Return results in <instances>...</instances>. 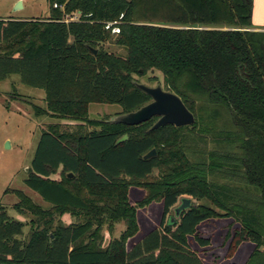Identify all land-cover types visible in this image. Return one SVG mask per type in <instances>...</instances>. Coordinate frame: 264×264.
I'll return each instance as SVG.
<instances>
[{
    "label": "trees",
    "instance_id": "16d2710c",
    "mask_svg": "<svg viewBox=\"0 0 264 264\" xmlns=\"http://www.w3.org/2000/svg\"><path fill=\"white\" fill-rule=\"evenodd\" d=\"M47 3L45 20L0 19V80L15 73L44 92L41 107L13 88L8 107L19 101L34 117L77 125L41 130L23 183L47 209L20 190H5L17 196L16 212L35 219L24 236L25 224L0 205V264H205L189 238L209 247L198 228L214 219L235 224L224 237L227 258L250 242L244 264H264V32L248 29L253 0ZM73 13L77 20H63ZM110 21H118V33L104 27ZM108 39L125 54L104 48ZM152 70L193 115L192 125L89 119L93 103L119 105L121 114L147 105L134 75ZM131 187L144 192L135 203ZM183 197L202 203L191 202L171 222ZM152 203L163 204L159 227L127 251L138 232L137 210ZM65 213L83 220L56 224ZM119 222L125 230L103 247L101 229L111 233Z\"/></svg>",
    "mask_w": 264,
    "mask_h": 264
},
{
    "label": "rangeland",
    "instance_id": "374dc122",
    "mask_svg": "<svg viewBox=\"0 0 264 264\" xmlns=\"http://www.w3.org/2000/svg\"><path fill=\"white\" fill-rule=\"evenodd\" d=\"M12 1L0 0V16L10 15L15 12L14 14L17 16L33 17L31 18L33 20H45L47 18L46 0H26L24 7L21 4L15 7L19 0L13 3ZM11 3L12 5H10ZM67 18L76 19V13L63 16V19ZM103 47L119 55L125 54V49L115 44L113 39H108L104 42ZM6 78L5 80H0V91L9 90L10 84L13 83L20 92L29 95L35 94V89L24 85L20 81L18 74L11 73ZM134 78L138 83L148 86L160 85L165 89L163 75L158 70L148 71L144 75H134ZM6 98L4 93L0 94V205L5 207L6 213L11 219L25 224V236L29 232L31 220H34L35 217L30 214L21 215L16 212L12 206L17 203L18 198L14 193H5V190H20L32 203L41 209H47L48 204L38 194L27 188L23 181L26 178L28 168L31 166L41 130L50 124H60L62 130H72L77 125V122L49 116L34 117L29 105L14 101L10 102L8 107ZM33 103L44 107L41 101H33ZM121 113L122 108L119 105L93 103L89 106V119L92 120H110L121 115ZM156 176L157 171H154L149 179H154ZM51 178L55 179L57 176L54 175ZM143 195L144 192L141 189L131 187L128 190L130 203L137 202ZM191 202L194 205L202 203L195 200H191ZM179 203L180 199L176 206ZM203 203L208 205L206 202ZM162 210V203H152L137 210L138 232L126 241L127 251H130L150 231L159 227ZM170 216H173V211H171ZM82 220V215L76 216L65 213L61 217H56L55 223L67 226ZM125 227V222L116 223L112 232L109 233L105 225L101 229L103 247L107 246L111 240L118 239ZM233 228H235V224H231V220H210L204 222L198 228L200 236L210 240V246L206 249H200L193 242V238H189V242L192 248L198 251L200 259L205 264H244L254 248V245L250 242L243 243L232 258L226 257L227 243L224 244V237L226 232Z\"/></svg>",
    "mask_w": 264,
    "mask_h": 264
},
{
    "label": "water",
    "instance_id": "95a60500",
    "mask_svg": "<svg viewBox=\"0 0 264 264\" xmlns=\"http://www.w3.org/2000/svg\"><path fill=\"white\" fill-rule=\"evenodd\" d=\"M20 4L18 2L16 7ZM92 53L96 52V49H91ZM138 88L147 93L150 97V102L138 109L135 112L121 114L110 119V123H119L128 126H136L141 123L147 122L150 119L157 117V121L154 124V128L162 127L165 125H173L175 127H183L192 125L194 122L193 115L184 106L178 95L169 90L163 89L160 85L148 86L143 83L136 82ZM125 139V136L118 140L120 143ZM8 145V143H7ZM155 155V150H151L143 156V159H148ZM71 178V175H68ZM191 207L190 198H180V203L175 206L173 216L170 219L171 222L177 219L181 212Z\"/></svg>",
    "mask_w": 264,
    "mask_h": 264
},
{
    "label": "crops",
    "instance_id": "0c3cea01",
    "mask_svg": "<svg viewBox=\"0 0 264 264\" xmlns=\"http://www.w3.org/2000/svg\"><path fill=\"white\" fill-rule=\"evenodd\" d=\"M15 1L16 0H13L12 3ZM18 2H20L21 6L24 7L26 0H19V1H17V3ZM46 2H47V0H46ZM12 3L10 5H12ZM15 7H16V4H15ZM14 10H16V8H14ZM14 13L15 12H12L10 15L0 16V19H31V18H33V17H20V16L15 15ZM47 14H48V3H47ZM248 29L252 30V31L264 32V0H253L251 25H250V28H248ZM5 79H7V78H5ZM13 88H15L19 93H21L23 95H27V97L32 98L33 101H36V102L41 101L43 103L44 92H43V89H39V88L31 87V88L35 89V94L29 95V94H24V93L20 92L16 88V86L13 83H11L10 89L6 90V91L1 90L0 94L4 93L6 95L7 93L11 92ZM12 102H14V101H12ZM16 102H19V101H16ZM20 103H22V102H20Z\"/></svg>",
    "mask_w": 264,
    "mask_h": 264
},
{
    "label": "built area",
    "instance_id": "2783aa9c",
    "mask_svg": "<svg viewBox=\"0 0 264 264\" xmlns=\"http://www.w3.org/2000/svg\"><path fill=\"white\" fill-rule=\"evenodd\" d=\"M78 16L76 14V19L73 18H67V19H63L65 22L70 21V20H77ZM116 23H118V21H110V22H106L104 27L105 28H110L111 29V33H118L119 32V28L116 26Z\"/></svg>",
    "mask_w": 264,
    "mask_h": 264
}]
</instances>
